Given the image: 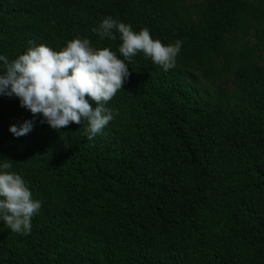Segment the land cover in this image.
I'll return each instance as SVG.
<instances>
[{
	"label": "trees",
	"instance_id": "1",
	"mask_svg": "<svg viewBox=\"0 0 264 264\" xmlns=\"http://www.w3.org/2000/svg\"><path fill=\"white\" fill-rule=\"evenodd\" d=\"M108 17L180 40L176 66L138 53L93 140L0 94V164L41 201L28 234L0 219V264H264V0H0V55L78 36L123 59Z\"/></svg>",
	"mask_w": 264,
	"mask_h": 264
},
{
	"label": "clouds",
	"instance_id": "2",
	"mask_svg": "<svg viewBox=\"0 0 264 264\" xmlns=\"http://www.w3.org/2000/svg\"><path fill=\"white\" fill-rule=\"evenodd\" d=\"M92 31L102 40H116L115 33H119L118 51L123 59L109 47L95 48L89 39L78 36L58 51L34 44L12 60L0 55L4 69L0 73V94L17 97L21 107L33 115L40 114L42 122L57 131L71 123L86 122L84 133L93 140L113 119L114 110L105 105L128 79V63L142 53L153 64L169 70L176 66L182 47L180 40L165 45L153 39L147 28L134 31L131 25L110 17ZM32 126L33 122L26 120L19 127L10 125L9 131L20 137ZM11 167L8 161L0 164L5 170L0 171V219L11 231L28 234L41 201L33 199L21 176L6 171Z\"/></svg>",
	"mask_w": 264,
	"mask_h": 264
}]
</instances>
